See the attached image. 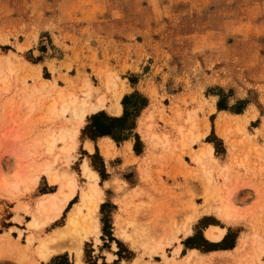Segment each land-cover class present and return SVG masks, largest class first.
I'll return each instance as SVG.
<instances>
[{
	"label": "rangeland",
	"instance_id": "374dc122",
	"mask_svg": "<svg viewBox=\"0 0 264 264\" xmlns=\"http://www.w3.org/2000/svg\"><path fill=\"white\" fill-rule=\"evenodd\" d=\"M108 76L124 91L121 104L132 94L141 97L130 110L142 97L147 102L128 138L143 156L123 153L109 161L82 147L98 138L86 129L92 116L122 117V104L121 115L107 108L88 114L70 161L63 155L55 161L42 137L72 128L70 114L49 116L56 92L82 96L88 79L96 90L90 100L104 92L109 107ZM28 94L32 111L22 101ZM143 122L170 144H148ZM208 143L214 157L205 159L203 169L193 157ZM17 158L28 167L53 161L58 170L75 173L82 188L95 182L82 174L84 159L98 173L101 232L83 241L84 264H264V0H0V245L10 243L32 260L37 240L23 249L30 233L27 211L57 188L44 176L32 190V179L8 183ZM220 165L230 166L229 180ZM205 170L212 172L210 185ZM223 182L222 193L233 188V218L197 212L204 201L218 204L209 195ZM78 199L38 236L62 226ZM117 219L129 240L118 235ZM212 225L226 228L219 242L204 236ZM189 249L200 253L191 263L184 261ZM11 255L0 257V264H18ZM74 260V251L66 250L41 263Z\"/></svg>",
	"mask_w": 264,
	"mask_h": 264
},
{
	"label": "bare ground",
	"instance_id": "6f19581e",
	"mask_svg": "<svg viewBox=\"0 0 264 264\" xmlns=\"http://www.w3.org/2000/svg\"><path fill=\"white\" fill-rule=\"evenodd\" d=\"M111 78L112 77L110 76L105 77L104 81V87L107 90L113 88L112 104L109 107H107L105 104L106 95L104 92H102V94L99 93L97 95L98 97L96 96L97 98L94 101L90 100L96 90H94V87L88 79H86L81 86L83 89L82 96L71 92L69 89L67 91L59 90L56 92V98L48 106L49 116L52 114L56 116L70 114L69 120L71 121L72 128L69 129V127H61L58 130L45 133L42 137V142L45 146L47 154L54 156L55 161L62 155L67 158L66 161H70L69 157L77 147L76 136L79 132V128L84 123V119L88 114L96 113L97 111L103 110L104 108H107V110L112 114H122L123 107L120 100L124 95V91H119L117 83ZM40 85L45 86L46 83L42 81L39 86ZM37 88L38 87H35L34 91L37 90ZM31 96L32 94H28L22 99L23 104L29 111H32L35 107V102L31 101L30 99ZM148 117L149 114L146 118ZM141 126L142 130H144V135L148 144H152L153 146L161 145L164 148H166V146L170 144L167 135L160 136L155 133H150L149 129L151 128V126L149 124H146L145 122L141 123ZM179 131H181V128L179 129ZM101 147L102 154L106 160H109L112 155H115L114 152L110 151L109 144H103ZM86 148L89 151H92V148L89 144L86 145ZM11 153L17 156L14 151H11ZM213 153L214 148L211 144L208 143L203 148H201L198 154L193 157V160L195 161V163H197V165H200L203 169H205L204 161L207 157L209 159H212L214 157ZM17 161V167L11 176L12 181L8 183L13 184L14 186L17 184L26 183L28 182V180L32 179L31 184L33 186L30 187V190H32L37 184L38 180L42 176H44L47 178L48 182L50 184H54L57 189L54 192L38 196L31 211H29L27 208V210L29 211H27V213L31 216L30 219L27 220V228L30 230V233L26 238V244H24L23 249L26 248V251H29L32 241L37 240V245L34 249L36 256L35 259L31 260L25 253L24 255L20 254L16 248H13L10 243L5 240L3 242H6L8 244L0 245V257L6 256L12 252V255L15 256L13 258L16 260V262H18V264H21V262H26L28 260H31L30 264H41L40 261L47 262L55 254L62 253L66 250H69L70 252L73 250L75 254V263L84 264L81 257V246L83 244V241L86 240L89 236L98 238V235L101 232V223L98 219V210L100 204L103 202V197L102 191L96 182V180H99L98 173L94 171L88 164L87 160L84 159L82 163V174L89 180L94 179L95 182L88 184L86 188H82L78 183L75 173H64L58 170L56 167H54L53 161L46 162L39 167L23 166L18 158ZM219 168V173H221L223 179L225 181L229 180L231 170L230 166L220 165ZM205 173L208 184H212L213 180L211 177V170H205ZM225 185V182H223L222 186L216 188V190L209 195V197L213 200H216L218 204L213 206L211 204H207V202L204 201L197 212L213 211L220 219H223L225 221H229L230 219H232L233 211L231 204V195L233 193V188H228L225 193L224 191L222 193V190H224L222 187ZM75 197H79V199L68 210L64 224H62V226L60 227L52 229L44 236H38V232L42 231L52 222H56L62 216L68 204ZM24 206L28 205L26 204ZM24 208L23 209L26 210V207ZM190 220L191 219H189V221ZM120 222L121 221H119L118 219L115 222L117 233L125 240H129L131 234L126 232L125 228L121 226ZM128 224L133 225L134 221H130L128 222ZM218 226L212 225L206 228L204 236L207 240L211 242H219L224 238L226 228H221L220 226ZM190 230L191 227L188 224L185 227V232L189 233ZM1 237L9 238V234H5ZM160 246L161 245L159 244L157 247ZM15 247L18 248L19 246L16 245ZM157 247H152L153 249H151V251H155ZM179 249L180 247L176 248L175 252L177 253ZM199 256L200 253L198 250L189 249L187 254L185 255L184 261L187 263H191L195 260V258ZM27 264H29V261Z\"/></svg>",
	"mask_w": 264,
	"mask_h": 264
},
{
	"label": "trees",
	"instance_id": "16d2710c",
	"mask_svg": "<svg viewBox=\"0 0 264 264\" xmlns=\"http://www.w3.org/2000/svg\"><path fill=\"white\" fill-rule=\"evenodd\" d=\"M138 97L141 96L132 94L123 98L124 114L122 117L113 118L97 114L92 116V123L86 129L95 137L111 136L118 143L128 139L132 129L135 127L134 119L138 116L140 110L147 105V102L142 97L140 104L130 110V102L139 99Z\"/></svg>",
	"mask_w": 264,
	"mask_h": 264
},
{
	"label": "crops",
	"instance_id": "0c3cea01",
	"mask_svg": "<svg viewBox=\"0 0 264 264\" xmlns=\"http://www.w3.org/2000/svg\"><path fill=\"white\" fill-rule=\"evenodd\" d=\"M100 111V110H99ZM98 112V111H97ZM148 112H146V110L144 111V113L139 117V127H140V119L142 116L147 115ZM147 122V121H146ZM148 123V122H147ZM141 129V128H140ZM144 133V130H143ZM89 144L90 147L92 148V151H89L86 148V145ZM103 144H109V149L110 151L114 152L115 155H112L111 159H116L115 157H121L122 158V154L126 153L127 157L129 159H139L141 158V156L143 155H137L134 153L133 151V141L130 139H126L124 141H122L119 145L110 137L108 136H100L97 139L93 140V139H86L85 141H83L82 143V147L83 149L89 153V154H93L95 151H100L102 153V145ZM147 149V147H145V150ZM103 155V154H102ZM109 160V161H110ZM133 165V164H132ZM54 185V184H51ZM48 194V193H45ZM44 194H41L40 196H42ZM38 198V197H37ZM41 263V261H40ZM75 263V260H74ZM42 264V263H41ZM76 264V263H75Z\"/></svg>",
	"mask_w": 264,
	"mask_h": 264
}]
</instances>
